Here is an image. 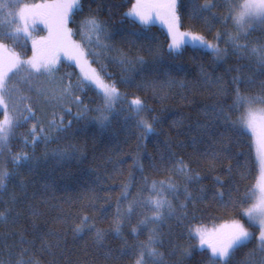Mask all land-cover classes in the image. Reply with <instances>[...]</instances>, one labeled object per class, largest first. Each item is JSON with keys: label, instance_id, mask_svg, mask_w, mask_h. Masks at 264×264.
<instances>
[{"label": "trees", "instance_id": "trees-1", "mask_svg": "<svg viewBox=\"0 0 264 264\" xmlns=\"http://www.w3.org/2000/svg\"><path fill=\"white\" fill-rule=\"evenodd\" d=\"M212 2L221 5L226 0ZM81 3L84 11L75 17L76 21L96 16L107 29L101 41L108 47L89 46L79 35L73 39L86 50L91 47L99 54L89 55L88 60L98 71L101 65L106 66L107 73L111 74L104 77L107 82H115L129 99L139 96L146 103L148 107L142 115L152 121L155 131L143 136V130L136 126L133 114L123 102L117 103L112 111L104 112L108 120L101 124L97 119L101 112L95 109L103 108L104 102L92 89L77 93L90 109L86 118L77 120L74 115L77 106L67 105L72 115L43 98L38 106L35 91H28V86L21 83L23 95L32 99L18 102V108L22 111L26 103L34 108L42 107L43 111L38 110L36 115L43 119L49 138L47 143L39 142L34 148L25 144L24 137L31 124L36 123L32 120L15 129L0 155V164L6 163L10 172L17 170L10 154L23 151L33 157L28 163L22 162L19 174L12 177L6 190H0V201H7L15 194V207L20 212L15 223L0 222V260L14 262L19 259L18 233H24L27 239L35 240L28 255L40 260L41 264H50L54 258L58 264H134V253L138 252L140 242L147 241L149 236L147 229L138 234L131 231L142 219L141 209H135L130 223L125 222L123 237L117 236L112 229L117 208L123 213L141 194L147 178L149 184L152 180L173 181L179 191L169 194L168 198L178 215L187 212L182 222L174 217L159 226L164 243L158 247L164 253L165 264H207L208 252L199 247L198 240L189 236V230L244 219L239 209H225L213 199V191L223 188L227 198L228 189L235 184L243 194L255 186L260 174L251 134H241L222 119H215V110L223 107L225 111H232L234 76L250 77L254 81L242 84V93L261 95L264 94L261 88L264 75L254 59L235 53L224 42L227 39L224 33H233L231 20L214 19L208 13H204L202 19L192 14L194 6L204 4L205 0H178L177 12L182 30L197 32L210 42L219 43L221 48H228V54L219 60L195 45L185 44L178 52L170 50V38L162 26L143 25L125 15L135 0H81ZM213 13L227 17L228 9L218 6ZM69 27L75 32L77 23L70 22ZM253 28L241 43L250 48L260 47L264 45V25ZM36 29L39 36H43L47 25L37 21ZM217 33L223 37L221 41L214 39ZM0 38L23 59L32 56L34 38L21 35L19 42L3 35ZM121 58L128 62L119 63ZM138 58H142L143 63L138 62ZM59 68L58 76L71 74L70 79L75 83L79 68L72 61L61 56ZM53 113L63 116L66 124L71 121V127L63 132L48 128ZM0 119H3L2 113ZM180 158L191 169V175L199 177L198 181H189L174 170ZM217 177L224 183L216 184ZM185 186L194 195L204 188L206 199L197 200L195 205L189 203L187 209L181 208L186 201ZM0 211H3L2 203ZM83 216L90 217V223L107 233L101 244L95 242L94 232L74 233V225ZM251 228L258 236V229ZM44 242L53 245L55 257L42 247ZM185 250L190 254L184 255ZM230 264H264V252L259 250L258 240L253 239L239 248Z\"/></svg>", "mask_w": 264, "mask_h": 264}, {"label": "snow or ice", "instance_id": "snow-or-ice-1", "mask_svg": "<svg viewBox=\"0 0 264 264\" xmlns=\"http://www.w3.org/2000/svg\"><path fill=\"white\" fill-rule=\"evenodd\" d=\"M218 6L228 9L227 17L216 16L213 13V9ZM0 10H7L8 16L13 17L14 21H18L11 31L5 28L4 38H10L17 42L21 35L30 38L37 21L43 22L49 29V36L46 39L32 40V56L27 59H23L19 53L0 42V113L3 116V119H0V155L3 154V148L7 147L14 135L15 129L32 120H35L36 123L31 124L27 136L24 137L25 144L34 148L39 142L47 143L49 138L48 129L45 127L43 119L36 115L38 110L43 111L42 107L34 108L32 104L26 103L22 111L18 108V102L32 99L30 96L23 95L24 90L20 88L21 83L28 86V91H35V102L38 106L43 98L45 102H55L69 115L73 113L67 105L71 103L77 106V111L74 114L77 120L86 118L90 111L77 93L84 92L86 88L92 89L102 97L104 102L103 108L95 109V111L101 112V116L97 117L101 124L108 120V116L103 113L112 111L117 103L123 102L127 104L128 110L133 114L136 126L143 130L142 135L147 136L154 133L152 121L142 115L148 107L146 103L139 96L129 99L127 94L119 90L115 82H107L104 77H110L111 74L107 73L106 66L101 65V69L98 71L91 66V62L88 60L89 55L98 56L99 54L91 47L86 50L82 44L73 39L75 35H79L89 46L96 44L99 47H108L101 41V36L106 35L107 29L96 16L89 15L83 17L79 22L76 21L75 17L84 11L81 0H51L49 3L34 5L17 3L14 8L7 3L0 2ZM204 13H208L214 19L231 20L236 31L225 32L224 36L227 39L224 42L235 53L254 59L261 74L264 75V45L250 48L248 44L241 43V40L246 39L250 31L254 30L253 24L264 25V0H226L221 5L212 2V0H205L204 4L194 6L192 14L203 19L205 18ZM125 15L143 25H150L155 20H159L167 28L170 50L178 52L188 40H191L209 51L218 60L228 54V48H221L219 43H212L197 32L181 31L177 0H135ZM70 22L77 23L75 32L69 27ZM214 39L221 41L223 37L217 33ZM61 56H66L79 68V76L75 83L70 79L71 74L58 76ZM96 62L99 63V60ZM118 62L124 64L128 61L126 58H121ZM138 62L143 63V59L138 58ZM101 72L104 75H101ZM14 79L16 83H12ZM232 81L235 85V99L233 105L230 106L232 111H225L221 107L215 110V119H222L233 130L241 134L244 132L251 134L254 138L256 157L260 165V175L255 186L251 190H245L243 194L233 184L227 191V198H225L226 193L223 188L214 189L212 198L218 200L225 209L229 207L239 209L240 215L249 221L251 227L257 228L259 234L257 236L255 232L250 231L249 227H246L239 219L228 220L212 229L202 226L190 229L189 236L198 240L199 247L208 252L207 264H230L234 253L253 239L258 240L259 250L264 252V94L247 95L241 92L242 84L254 82L250 77L245 79L234 76ZM261 88L264 91V81L261 82ZM10 107L12 111H10ZM234 113H238L235 115V119H233ZM71 123L68 121L66 124L63 116L53 113V118L48 121V128L63 132L71 127ZM10 157L11 162L17 166V170L10 172L6 163L0 164V190H6L12 177L19 174L18 169L22 162L28 163L33 159L23 151L19 154H10ZM174 170L189 181L199 180L198 176L191 175V169L184 163L183 158H180ZM229 171H231L230 168ZM223 183L224 181L220 177L216 178V184ZM21 187L23 188V182H21ZM178 191L177 185L169 179L152 180L149 184L148 179L145 178V187L141 190L138 198L131 201L123 213L120 212L119 207L117 208V219L112 229L117 236L123 237L122 228L125 222H131L137 208L141 209L142 219L131 231L138 234L147 229L149 232L147 241L140 242L138 252L134 253V264H150V262L151 264H165L164 253L158 247L164 243L159 226L170 218L175 217L180 222L187 218L186 211L178 215L172 200L168 198L169 194L175 195ZM184 192L186 201L181 204L183 209H187L189 203L195 205L197 200H204L207 196L204 188L199 190V194L194 195L185 186ZM145 193L147 194L145 195ZM125 199H127V195H125ZM0 203L3 204V211H0V222L15 223L20 216V212L15 207L17 205L15 194H12L9 200L0 201ZM145 209L148 214L144 213ZM121 216L123 219L120 218ZM89 221L90 217L83 216L80 222L74 225V233L94 232L95 242L101 244L107 233L96 228L95 223ZM18 235L21 246L18 253L19 259L14 262L0 260V264H41L40 260L28 255L35 245V240L27 239L24 233H18ZM23 245H28V247H23ZM42 247L55 257L51 243L44 242ZM56 247H59V243L56 244ZM189 254L190 252L185 250L184 255ZM26 256L28 258H25ZM50 264H58V261L54 258Z\"/></svg>", "mask_w": 264, "mask_h": 264}, {"label": "rangeland", "instance_id": "rangeland-1", "mask_svg": "<svg viewBox=\"0 0 264 264\" xmlns=\"http://www.w3.org/2000/svg\"><path fill=\"white\" fill-rule=\"evenodd\" d=\"M0 2H3V3H7L9 4L11 7L14 8V6L17 4V3H27V4H30V5H34V4H41V3H49L51 1H45V0H37V1H25V0H0ZM177 3H178V0H177ZM16 24H18V21H14L13 20V17L11 16H8L7 14V10H0V36L3 35L4 33V30L5 28H7L9 31H11L15 26ZM152 24H158L160 26H162L166 32H167V28L159 21V20H155ZM256 25H261V24H253L252 27L256 26ZM37 30H34L32 29V36L30 37L31 39L34 38L33 40H40L42 38H47L49 36V29H48V26H47V29L44 31V35L43 36H39V34L37 33ZM181 31H184L181 29ZM236 29L234 28L233 29V32H235ZM184 32H189V31H184ZM34 33V34H33ZM23 36V35H22ZM24 37V36H23ZM21 38V37H20ZM0 42H3L5 43L3 40H0ZM213 43V42H212ZM6 44V43H5ZM185 44H190V45H195V46H199L197 43H194L192 42L191 40H188ZM9 47V46H8ZM200 47V46H199ZM10 49H12L11 47H9ZM13 50V49H12ZM16 52V51H15ZM22 57V56H21ZM68 59V58H67ZM69 61H72L70 59H68ZM73 62V61H72ZM74 63V62H73ZM75 64V63H74ZM254 140V138H253ZM255 146V144H254ZM5 148V147H4ZM3 148V149H4ZM256 151V149H255ZM259 168H260V165H259ZM260 175V174H259ZM146 210V209H145ZM241 220L246 227H249L248 224H249V221L244 217V219H239ZM247 222V224H246ZM224 223V222H223ZM223 223H220L218 225H215V226H212V227H205L207 229H212V228H215V227H219L221 224ZM249 230L250 231H253L254 230L249 227ZM199 243V242H198Z\"/></svg>", "mask_w": 264, "mask_h": 264}]
</instances>
